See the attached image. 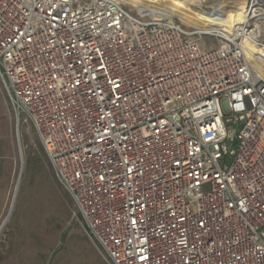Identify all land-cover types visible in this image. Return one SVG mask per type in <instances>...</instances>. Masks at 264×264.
<instances>
[{"label": "built area", "instance_id": "1", "mask_svg": "<svg viewBox=\"0 0 264 264\" xmlns=\"http://www.w3.org/2000/svg\"><path fill=\"white\" fill-rule=\"evenodd\" d=\"M129 4L0 0L18 125L109 264H264V0L203 31Z\"/></svg>", "mask_w": 264, "mask_h": 264}, {"label": "rangeland", "instance_id": "2", "mask_svg": "<svg viewBox=\"0 0 264 264\" xmlns=\"http://www.w3.org/2000/svg\"><path fill=\"white\" fill-rule=\"evenodd\" d=\"M178 1L163 0L162 3ZM225 1L205 0L203 4L201 0L179 1L178 11H170L176 16L169 13L165 5L157 8L147 1L131 7L144 19L162 15L176 19L190 30L203 31L212 26L203 27L205 23L201 18H205L213 6ZM213 11L216 15L222 12ZM204 39L203 51L217 46L213 35H206ZM0 141L3 145L0 155V163L3 164L0 180V264H109L87 234L75 202L58 180L33 126L25 121L18 125L1 77ZM20 144L24 169L8 217L21 168ZM232 159L228 156L225 161L230 164Z\"/></svg>", "mask_w": 264, "mask_h": 264}, {"label": "bare ground", "instance_id": "3", "mask_svg": "<svg viewBox=\"0 0 264 264\" xmlns=\"http://www.w3.org/2000/svg\"><path fill=\"white\" fill-rule=\"evenodd\" d=\"M124 1L127 3H130L133 6H137V7L140 5L142 1H147L149 3H152L157 8H163L162 5H165L169 13L176 16L177 15L176 13L174 12L172 13L170 11L177 12L180 3L187 2L189 0H179L181 1L180 3L178 1L174 4L173 3L163 4L162 3L163 0H124ZM201 1H202L201 4H203L205 0H201ZM245 4H246V0H226L225 2H222V4L220 3L219 5L213 6L210 12L207 13L205 18H201L203 23H205L203 27L209 28L210 26H212L211 29L227 30L229 26L231 25V23H233L235 20H239L240 18H242ZM213 10L215 11L220 10L222 12H219L216 15L215 14L216 12L214 13ZM246 48H247L248 54L252 56L255 51L253 45L250 43H247ZM257 66L261 69L262 73H264V70L262 69V66L259 62H257Z\"/></svg>", "mask_w": 264, "mask_h": 264}, {"label": "water", "instance_id": "4", "mask_svg": "<svg viewBox=\"0 0 264 264\" xmlns=\"http://www.w3.org/2000/svg\"><path fill=\"white\" fill-rule=\"evenodd\" d=\"M19 147H20V151L19 152H20V157H21V168H20V173H19V176H18V182H17L16 188H15V192H14L13 202H12L11 209H10V213H9L8 217L10 216L11 211L13 209L14 202H15V199H16V196H17V193H18V190H19L20 179L22 177V173H23V169H24V159H23V152H22L21 144L19 145ZM8 217H7V219H8ZM7 219L2 224V227L6 223Z\"/></svg>", "mask_w": 264, "mask_h": 264}, {"label": "trees", "instance_id": "5", "mask_svg": "<svg viewBox=\"0 0 264 264\" xmlns=\"http://www.w3.org/2000/svg\"><path fill=\"white\" fill-rule=\"evenodd\" d=\"M2 151H3V145H2V142L0 141V155H2ZM2 171H3V164L0 163V180L2 176ZM80 219L82 220L81 216H80Z\"/></svg>", "mask_w": 264, "mask_h": 264}]
</instances>
